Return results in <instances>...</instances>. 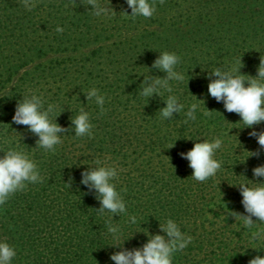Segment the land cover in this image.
<instances>
[{
    "label": "trees",
    "instance_id": "16d2710c",
    "mask_svg": "<svg viewBox=\"0 0 264 264\" xmlns=\"http://www.w3.org/2000/svg\"><path fill=\"white\" fill-rule=\"evenodd\" d=\"M0 264H264V0H0Z\"/></svg>",
    "mask_w": 264,
    "mask_h": 264
}]
</instances>
